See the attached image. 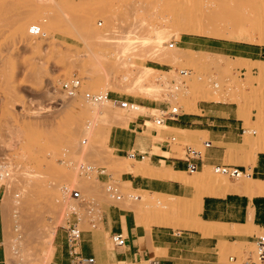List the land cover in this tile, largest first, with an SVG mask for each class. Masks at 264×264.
<instances>
[{
    "label": "rangeland",
    "instance_id": "374dc122",
    "mask_svg": "<svg viewBox=\"0 0 264 264\" xmlns=\"http://www.w3.org/2000/svg\"><path fill=\"white\" fill-rule=\"evenodd\" d=\"M7 1L10 10L4 14L6 16V20H4L5 22L8 21L7 24L5 23L6 25L4 24L2 26L0 31V56L2 57V61L0 62V162L4 163L3 166L7 168L5 170L8 173L6 178L0 180V226L2 233L0 240V256L2 264L5 262L3 247V240L5 238H21L26 235V230L36 232L35 230L37 227V232L40 233L49 225H56V233L58 231H63V228L68 223L72 222L76 223L81 232L99 231L101 212L109 206H115L119 209L126 210L128 207L127 201L133 196L134 197L129 203L131 201H141L140 198L135 197L147 199L154 202V204L158 203L155 206L156 208L143 209L141 210L142 214L135 216L137 223L144 226L146 229L151 227H166L172 230L191 228L193 224L197 223V220L199 224V218L197 219V211L192 212L188 206L198 197L221 195L222 190L215 186L212 180L213 176L223 178L229 185L233 184L238 186L244 183L245 177L230 180L213 173L211 168L204 167L192 174L186 172L178 174L176 172L175 177L178 178V182L183 181V186L188 188L187 196L191 195L188 198L183 197L181 199L169 200L141 191H133L126 181H121L125 179L124 174L132 175L131 171H128V169H126L127 167L122 165L124 162L130 165H148L152 168L163 167V165L157 164L156 162L149 163L147 159L140 160L138 157L133 160L127 158L126 155L116 156V154L108 148L106 141L112 127H126L127 123L133 120L139 124H144L145 121H148L150 124H145L144 127L142 126V131L139 136L150 138V148H152V152L158 153V144L163 142L168 146L172 155L181 158L183 145L198 147L201 141L206 140V137L194 131L193 126L188 127V124L185 126L181 124L180 127L177 128L183 131L174 130L175 128L170 130L160 128V126H154L150 116H157V110H170L171 108H177L180 114L198 113L196 108L198 104H211L219 107H226L228 110L216 109V111L223 112L224 114H233L239 123H242V129L245 131L243 134H241V131L239 132L235 146L226 151L224 156H227V158L224 159L223 164H238L236 161H231L229 156H246V163L243 164H248L250 160L254 159L257 153H264L261 152L262 143L259 142L260 140L255 141L254 144L249 146H246L245 143V139H251V137L252 139H256L258 138V134L264 131V124L256 118L258 107L261 106L262 108L264 106V75L260 73V70L264 69V44L248 41L247 35L213 37L211 35L209 36L205 31V33H186L181 30L180 25L171 23V15L168 13L167 9H163V6L161 8L160 5V7H158V9H160L155 11L158 15L152 11L151 7L150 9L148 8L151 6L150 4L152 1H155L153 2L154 5L157 0H54L53 2L49 0V3L48 0ZM163 1L164 0H162L161 3ZM206 1L190 0L191 10L196 6L193 12H202V10L205 9L204 5L210 2V0L207 3ZM54 2H57L58 5ZM142 2L145 5H142ZM200 3L201 5H198ZM52 4L54 5L52 6ZM56 5L58 7L61 6L59 9L64 10H62L64 12L63 14H69V16H78L87 11L88 13H99L101 12V8L107 7V9L109 8L108 10L111 9L110 11H114L113 13L116 16L117 22H126V19H128V23L124 24L125 22H123V26L116 22L115 25L118 26L120 24V26H118L119 31L123 29L122 27H125L123 29L125 30L126 26H129L128 24L132 20H135V17L136 20H138L137 17L139 20L147 19L146 16L148 15V11L149 14L150 11L152 14L154 13L153 17L156 16L158 20H161L160 17L163 15L162 18H166L168 22L170 21V25H168L169 27L166 28L167 30L164 33L165 36L163 35V43L164 46L168 48L167 50L174 51L178 56H192L197 55L194 53L200 52L202 53L200 55H207L211 57V59H215L219 65L216 67L208 66L194 68L189 65L161 64L151 60L148 55H145L146 57L142 59L138 58L134 60V65L140 66L146 70H158V77H166L168 85L170 84L171 88H167V91L169 90L168 92L170 93H167V91L159 92L158 98H155L147 89L143 90L145 92L142 95H135L128 91L123 92L104 89L96 85V83L92 84V82L90 83L87 79L83 78L86 70L94 65V60L89 59V54L83 43L70 34L64 33L63 31L62 33L58 28L49 24L42 18L40 12L47 14L52 13ZM141 5L143 7H141ZM200 6L203 7L200 8ZM205 7H207V5ZM142 8L145 10L143 9L142 11ZM28 10L33 12V14H31L32 18L31 16H25L24 13ZM65 11L67 12L65 13ZM129 11H132L131 14H129ZM133 11L136 14H133ZM4 15L3 18L5 17ZM33 16L37 17L34 18ZM141 16L142 18L140 19ZM30 22L33 23L31 24ZM97 22H100L99 26L96 25ZM91 23V28L97 31V33H101L105 28H108L105 19L100 17V15H97L96 18L93 17L92 20L90 19L89 25ZM33 24L37 28L40 26L38 29L41 31L44 28L47 29L46 32L50 28V30H53V28L56 30H49L48 33L44 30V32L39 31V35H30L28 30L30 26L33 27ZM41 27L43 29H41ZM252 35L254 36L256 34L253 33ZM187 36L196 40L191 44H181V41ZM110 39L102 40L101 49L95 46L91 47L92 54H98L99 56L107 57L113 61L115 59L114 55L105 52L108 50L110 51V49L109 46L105 47L106 43H103L105 40L111 41ZM214 41L223 44L250 46L253 50L251 53L245 54L246 58L242 57L243 54L240 53L241 56L227 55L224 52L232 51L234 47L231 45H223L224 49L220 50L206 47L207 44ZM169 42H174L175 45L169 48ZM181 69L190 70V75L182 80V90L180 92V89L175 91L171 84H174L177 79H180L176 72ZM36 70L39 73H37ZM4 72H7L6 76ZM47 77L57 78L56 83L45 85L43 80ZM199 77L201 78L200 80L197 79ZM71 79L79 80L80 87L76 94L79 93V95H81L80 98L83 100L84 93H107V99L104 100L105 104L102 105V109L107 112V120L103 118L93 121L95 123L90 124L92 121L88 123L89 118L87 121V119H85L87 116H84L77 109H65L60 106L61 102L59 100L66 101V97L61 92L60 84ZM212 82L216 84V89L212 87ZM155 83L157 82L155 81ZM246 83H248L249 86H247ZM189 85L192 86V88H190ZM237 85L239 86L237 87ZM9 87H13V89L9 90ZM175 94L178 95L176 96ZM115 98L126 102L128 105H134L138 109L136 116L134 117L132 115L133 110H128L129 108L124 110L112 105L110 100ZM222 98L225 99L223 100ZM144 107L154 109L155 111L143 110ZM56 110L58 112H56ZM119 117L124 118H120V120L118 119ZM116 119L120 122L116 121ZM83 122L84 125L88 123L92 127L89 129L88 125L85 126V128L87 127L90 130H88V133L85 131L86 129L83 126ZM171 123L175 124L177 122L172 121ZM74 127L76 129H74ZM153 129L155 132H153ZM250 130L254 132V135L251 134ZM150 131L152 132L150 133ZM82 132L83 138H86L85 140L82 139L88 148H102L101 151L100 149L97 150L111 156L112 164L99 159L94 154L93 156L86 155L84 151L80 152L79 155H76L77 152H75V154L73 151L70 152V150H72L70 146L75 141H80L82 136L80 133ZM85 132L89 136L85 134L86 137H84ZM249 135L251 136L249 137ZM169 137H173L175 142L168 143L166 140ZM78 142H76V145H78ZM149 151H151V149ZM82 154L85 155L83 156ZM153 169L156 171L162 170ZM73 172L76 173L74 174ZM11 174H15V176L13 177ZM70 175L76 176L71 178ZM193 178L201 179L200 184H184L185 181L190 182ZM23 182L27 184L23 185ZM49 183H51V186ZM108 187H110V189L115 188L114 190L116 193L112 195V197L110 191L107 190ZM25 192L30 194L28 195ZM72 192H77L78 195L76 198L72 197ZM95 192H100L102 195L99 196ZM3 195L5 198H3ZM74 199H76V203ZM117 199H122L120 203L126 208L120 207V205L115 202ZM72 201H74V203ZM86 203L88 205H86ZM60 205H63L61 206L62 208L59 207ZM64 205L66 206L65 208ZM72 205L79 209L72 207ZM11 208L15 209V211L13 209L11 210ZM63 208L64 210H62ZM37 216L40 220L37 219ZM35 217L37 218L35 219ZM36 221H38L39 224ZM58 221H60V223ZM252 230L253 229H247L245 234L254 233L256 237H259L263 233V230H258L256 232ZM103 248L108 251L112 249L107 234H104ZM254 249V242L250 244H236L230 250L221 254V261L225 262L227 256H234L237 262H244L248 258H252Z\"/></svg>",
    "mask_w": 264,
    "mask_h": 264
},
{
    "label": "bare ground",
    "instance_id": "6f19581e",
    "mask_svg": "<svg viewBox=\"0 0 264 264\" xmlns=\"http://www.w3.org/2000/svg\"><path fill=\"white\" fill-rule=\"evenodd\" d=\"M50 1L53 2L54 0H50ZM50 1L48 0V3ZM161 1L157 0V2L154 5H153V2H155V1H152V3L150 2L151 4L150 3L149 4L151 6H149L148 8L150 9V7H151L152 11L155 12L158 9V7H160V5H161V8L163 6V9H167L168 13H170V15H171V19H172L171 23L172 24L176 23V24L180 25L181 30L186 32V33H201V32L205 33L206 32L209 34V36L211 35L213 37L214 36L215 37H225V36H229V37L231 36L232 37V36H237V35H247L248 41L264 44V32H263V29H264V0H210V2H209V0H207V1L205 0L206 3L207 2H209V3L206 4L207 7H205L206 5H204L205 9L202 8L204 10H202V12H200V13H198V12L196 13L195 11L193 12V10H195V7H196L195 2H192V3H195L194 4L195 7H194V9L192 8L193 10H191L190 0H164L162 3H161ZM55 4H57V2ZM203 4H204V2H203ZM53 5L54 4H52V6ZM57 5L54 6L55 10L52 13L47 14V13L40 12V14L42 15V18L46 22H48L49 24H52L54 27L58 28L61 32L63 31L64 33L70 34L71 36L75 37L76 39L80 40L83 43L84 47L86 48V50L89 54V59L94 60V62H93L94 65L89 67V69L86 70V73L83 72V73H85L83 78L87 79V81L90 83L92 82V84L96 83V85H99L104 89L123 91V92L128 91V92H131L135 95H142L145 92L143 90L147 89V90H149L148 92H150L151 95H153L155 98H158L157 96L159 95V92L167 91V88L168 89L171 88L170 84L168 85L166 77H158V75H157L159 72L158 70H154V69H147L146 70L140 66L134 65L135 64L134 60H136L138 58L142 59L143 57H146L145 55H148V57L151 60L156 61V62L161 63V64L189 65V66H193L194 68L195 67H197V68L198 67H208V66L216 67L219 65V63L215 59H211V57H209L207 55H200V54H202L200 52H196L194 54H197V55H192V56H185V55L178 56V54L175 53L174 51L167 50L168 48H166L164 46V43H163V35L167 30L166 28L169 27L168 25H170L169 24L170 21L168 22V20L166 18H162L163 15L160 17L161 20H158L156 18V16L153 17L154 13L152 14L150 11V14H149V11H148V15L147 16L145 15L147 17V19L142 20L141 19L142 16H141L140 17L141 20H139L138 17H137L138 20H136V17H135L136 21L131 19L132 21L128 24L129 26H126V29L123 30L125 27H122V26H123V22H125V21H122V23H120L119 21L117 22L116 16L113 13L114 11L113 12L110 11L111 9L108 10L109 8L107 9V7H105V8L100 7L101 12H99V13H97V12L96 13H91V12L88 13V11H87L86 13L83 12V14H81L82 13L81 12L80 13L81 15H78V16H75V15L69 16V14L68 15L63 14L64 10L59 9V7H61V6L58 7ZM142 5H145V4H143V2H142ZM142 5H141V7H143ZM198 5H201V3ZM9 7L10 6H9V3L7 0H0V31L2 29V26L5 23L7 24L8 20L5 22L6 16L4 14L9 12V10H10ZM201 7H203V6H200V8ZM146 8H147V4H146ZM143 9L144 8H142V11H143ZM60 10H61V12H60ZM76 10H78V9H76ZM85 10H86V8H85ZM199 10H201V9H199ZM39 11H41V10H39ZM66 12L67 11H65V13ZM79 12H80V10H79ZM129 12H130L129 14H131L132 11H129ZM160 12H162V11H160ZM134 13L135 12L133 11V14ZM24 14H25V16H29V17L31 16V18H32L31 14H33V12L31 10H28ZM3 15L5 16L4 18H3ZM97 15L98 16L100 15V17L105 19L106 25L108 27V28H105L101 33H97V31H95V30H93V28H91L92 23L89 25L90 19L92 20L93 17L96 18ZM33 17L36 18L37 16L36 17L33 16ZM167 17L170 18L169 16H167ZM126 20L128 21V19H126ZM127 21L124 24L128 23ZM91 22H93V21H91ZM116 22L122 24L121 27L123 29H121L119 31L118 26H120V24L117 26V25H115ZM30 23L32 24L33 22H30ZM30 23H28V24H30ZM32 26L35 27L34 24ZM116 26H117V28H116ZM4 28H5V26H4ZM38 28H40V26ZM41 29H43V28L41 27ZM44 30L46 32L47 29L44 28L42 31L40 29H38V31H41V32H44ZM49 30L46 33H48ZM53 30H56V29L53 28ZM53 30H50V31H53ZM253 33H255L256 35L253 36L252 35ZM104 39H110L111 40V41L105 40L103 43L104 44L106 43V46L104 44L103 45L105 47L109 46L110 51L108 50L105 52L112 53L114 55L115 59L113 61L108 59L107 57L99 56L98 54L94 55L91 52V47H93V46L101 49V47H102L101 42ZM61 52H62V50H61ZM1 61H2V57L0 56V62ZM36 72H37V70H36ZM37 73H39V72H37ZM260 73L264 75V69L260 70ZM4 75L6 76L7 72H4ZM193 77H195V76H193ZM197 79L200 80L201 78L199 77ZM43 81L45 82V85L46 84H53L54 82L56 83L57 78H48L47 77ZM155 81L157 83H155ZM176 82H177V80L175 81V85H176ZM187 84H188V82H187ZM246 85L249 86L248 83H246ZM238 86L239 85H237V87ZM190 88H192V86H190ZM12 89H13V87H9V90H12ZM177 89L178 90L180 89V92L182 90L181 86ZM188 89H187V91H188ZM183 90H184V88H183ZM168 91H167V93H170ZM175 91H177V90H175ZM168 96H169V94H168ZM80 97H81V95H79V93H78V94H75L74 96H72L68 99L66 98V101L59 100L61 102L60 106L65 108V109H67V108L77 109L84 116H87L85 118V119H87V121L89 118L88 123H90V121H92L90 124L95 123L93 121H96V120H100L103 118L106 119L107 112L102 109V107H103L102 105L105 104V101L89 103V102L84 101ZM222 99L224 100L225 98H222ZM8 101H11V100H8ZM127 108H129L128 110H130V109L133 110L132 115L135 117L138 109L134 105H131V104L128 105ZM143 110H147V111L149 110V111H153V112L155 111L154 109L145 108V107ZM35 112H37V111H35ZM56 112H58V111L56 110ZM31 113H33V112H31ZM60 113H61V111H60ZM120 118L121 117H119L118 119H120ZM123 118H121V119H123ZM248 118H249V116H248ZM256 118L258 121H260V122H262V124H264V106L262 108H261V106L258 107ZM118 119H116V121L120 122ZM88 123H87V125H88L89 129H91L92 127ZM145 124L147 125L150 123L148 121H145V123L142 126L144 127ZM87 125H84V122H83L84 128ZM160 128H165V129H170V130L173 129V128H168L165 125H161ZM74 129H76V128L74 127ZM85 129H86L85 131L87 133L90 131L87 127ZM174 130L183 131V130H179V129H174ZM82 131H83V129H82ZM86 132L84 133V135L86 134ZM80 134H82V136L80 135L81 139H82L83 138V132ZM86 135L84 137H86ZM87 136H89V135H87ZM250 136L251 135H249V137ZM81 139L79 142L75 141L72 145L70 144L71 145L70 149H72V150H70V152L73 151L74 154H75V152H77L76 155H79L80 152L84 151L86 155L93 156V154H94L99 159L104 160L107 163L112 164L111 156L100 152L102 150V148L96 147V148L89 149L90 147L88 148L86 143L83 141V139L85 140L86 138H83L82 140ZM257 140H260L259 142L262 143L261 144V152H264V131H263V133L258 134V138H256V139H252V137H251V139L250 138L245 139L246 146L254 144V142ZM76 142H78L77 143L78 145H76ZM242 144H243V141H242ZM64 146H65V144H64ZM244 146H245V144H244ZM97 149H100V151ZM85 154H82V155L84 156ZM144 159H145V157H143L141 160H144ZM122 165H125L127 167L126 169H128V171L130 170L131 174L134 176L151 177V178L154 177L156 179H171V180L173 179L174 181H178V178L175 177L176 172L172 171V170H164L163 169V171L161 173H159V172H155L148 165H135V164L130 165L126 162H124V164H122ZM5 169H7V168L5 167ZM11 175H13V174H11ZM14 176H15V174L13 175V177ZM36 176H35V178H36ZM73 176H71V178ZM238 178H241V177H238ZM238 178H236V179H238ZM212 180H213L215 186L222 190L221 194L232 190V188L235 186V185H229L228 183L225 182V180L223 178H220L217 176H213ZM9 181H10V179H9ZM16 181H17V179H16ZM62 181H64V180H62ZM200 181H201V179L193 178V179H191L190 182L185 181L184 184L197 185V184H200ZM24 182H23V185H26L27 183L24 184ZM67 182H65V183H67ZM179 182L183 185V181H179ZM243 182L244 183H241L240 185H244L246 187V189H247L246 193L249 197L264 194V182L256 181V180L252 179L251 177H247L245 179V181H243ZM68 183H70V182H68ZM50 184L51 183H49V185ZM20 185H22V184H20ZM54 185H55V183H54ZM56 185H58V184H56ZM15 188H18V187L16 186ZM114 189L111 188V190H112V193L110 192L111 197H112V195H115V193H116V191ZM19 190H20V188H19ZM28 190H31V189H28ZM85 191H83V192H85ZM25 193L28 194V192H25ZM95 193H97V192H95ZM97 194L99 196L102 195L100 192ZM104 194H105V192H104ZM22 195H23V193H22ZM32 195H35V194H32ZM16 197H18V196H16ZM3 198H5L4 195H3ZM117 198H119V197H117ZM131 199H129V201ZM201 199H202L201 197H198L192 202L191 205L189 204L190 206H188V207H190V210L192 212L193 211L194 212L199 211V208L201 206L200 204L202 202ZM71 200H72V198H71ZM117 200L119 201V203ZM117 200L115 202L118 205H120V207L126 208L123 206V204L120 203V201L122 199L121 200L117 199ZM74 201L76 203V199H74ZM74 201H72V202L74 203ZM129 201H127L128 207L126 208V210L131 211L134 214V216H137L138 214L139 215L142 214L141 210H143V209L156 208L155 206L158 204V203L154 204V202L149 201V200H141V201H137V202L131 201L130 203H129ZM69 202H71V201H69ZM14 203H15V201H14ZM4 204H5V202H4ZM67 204H70V203H67ZM86 205H88V204L86 203ZM61 206H63V205H60L59 207L62 208ZM65 207L66 206L64 205V208ZM72 207H76V206L72 205ZM64 208L62 210H64ZM76 208L79 209L78 207H76ZM12 209L13 208H11V210ZM77 209H76V211H77ZM13 210L15 211V209H13ZM17 210H18V208H17ZM20 210H21V208H20ZM42 211H44V210H42ZM0 212H1V210H0ZM62 213H63V211H62ZM78 213H80V212H78ZM45 214H47V213H45ZM37 217H35V219ZM48 218H50V217H48ZM37 219L40 220L39 217ZM58 219H59V217H58ZM36 222H38V221H36ZM58 222L60 223V221H58ZM52 223H53V221H52ZM27 224H28V221H27ZM38 224H39V222H38ZM203 224L204 223H202V221L199 219V227L198 228L203 232L208 231L209 229L207 230V229L203 228ZM30 225H31V223H30ZM30 225H28V226H30ZM26 228H28V227H26ZM40 228H42V227H40ZM250 228H254V227L250 226ZM24 229H23V231H24ZM37 229H38V227H37ZM37 229L35 230L36 232L28 231L25 229L26 230L25 236H23V237L20 236L21 238L9 237V238H5L3 240L4 260H5L4 264L5 263L6 264H17V263H19V264H49L50 255H51V251H52L51 243L53 240V236L55 234L56 225H49L44 230L40 229V230H42L40 233L37 232ZM22 233H24V232H22Z\"/></svg>",
    "mask_w": 264,
    "mask_h": 264
},
{
    "label": "crops",
    "instance_id": "0c3cea01",
    "mask_svg": "<svg viewBox=\"0 0 264 264\" xmlns=\"http://www.w3.org/2000/svg\"><path fill=\"white\" fill-rule=\"evenodd\" d=\"M194 38L187 36L181 44H191ZM212 49H224L223 45H231L232 51L248 54L253 50L250 46L238 44H223L214 41ZM246 58V57H244ZM198 113L182 114L175 122L165 123L168 128H179L181 124L201 133L210 142V147L202 152L201 159L196 162L200 170L213 165H224V156L228 149L236 144L242 123L233 114L218 112L216 109H227L211 104H198ZM228 110V109H227ZM143 123L135 120L126 127H112L107 138V146L116 154L124 156L129 152L145 154L148 162L162 164L163 167H153L155 172L172 170L178 174L185 172V163L181 158L172 155L168 146L158 144V153L152 152L150 138L139 136ZM139 130V131H138ZM152 131H150L151 133ZM155 132V131H153ZM151 149V151H149ZM246 156H229L238 164L233 166L248 170L254 180L264 182V153H257L248 164ZM121 158V157H118ZM131 190L141 191L163 199L188 198V188L173 179H156L151 177L132 176L124 174ZM233 185V184H231ZM244 185L234 186L232 190L221 195H206L201 199L197 212L206 232L201 231L197 223L191 228L172 230L166 227H151L146 229L137 223L134 214L115 206H109L101 212L100 230L81 233L78 252L84 257H93L95 264H131L137 262L148 264H225L221 254L227 252L236 244L253 243L254 233L245 234L247 229L258 231L264 229V194L249 197ZM150 192V193H149ZM186 194V195H185ZM134 197V196H133ZM141 200H147L141 197ZM254 228H250V226ZM120 233L125 239V245L110 251L103 248L104 234ZM2 237L0 226V240ZM2 245V242H1ZM52 251L49 264H68L63 231L54 234L51 243ZM109 255V256H108ZM0 264H2L0 256ZM240 264H243L241 262Z\"/></svg>",
    "mask_w": 264,
    "mask_h": 264
},
{
    "label": "built area",
    "instance_id": "2783aa9c",
    "mask_svg": "<svg viewBox=\"0 0 264 264\" xmlns=\"http://www.w3.org/2000/svg\"><path fill=\"white\" fill-rule=\"evenodd\" d=\"M97 26L100 25V22L96 23ZM28 33L30 35H39V31L37 27H30L28 30ZM174 42H169L168 46L171 48L174 46ZM177 76L180 79H177L176 85L171 84L173 86L174 90H177L180 86H182V80L187 78L190 75V70L181 69L176 72ZM80 82L78 79H71L69 81L62 82L60 84L61 92L64 94L66 98H70L74 96L80 87ZM212 87L216 89V84L212 82ZM84 100L88 102H100L107 99V93H97V94H89L84 93L83 94ZM110 103L112 105L117 106L120 109H126L128 104L124 101L118 100V99H112L110 100ZM157 116H150L152 124L154 126H161L164 125L167 122H174L178 117H180L182 114H180L177 110V108H171L170 110L167 109H161L157 110ZM154 131V129H153ZM244 133V130H241V134ZM251 134L254 135V132L251 131ZM168 143L175 142V139L173 137H169L166 140ZM210 147V142L207 140L201 141L198 147L183 145L182 146V158L181 160L185 163V172L188 174H192L200 170V166L196 164L201 159L202 152L204 149ZM127 158L135 159L139 158L140 160L145 157V154L143 153H137V152H129L126 154ZM4 163L0 162V179L6 178L8 173L5 170V167L3 166ZM211 171L217 175L223 176L227 179L233 180L238 177H251V173L248 172V170H245L244 168L233 166V165H213L211 167ZM108 191L112 193V190L110 187L107 188ZM77 192H72V197H77ZM64 233V240H65V247H66V253L68 256V264H95L93 257H84L81 256L78 252V245L80 243V236H81V230L78 229L76 223H68L63 228ZM108 240L112 247L114 248H121L125 245V239L120 233H111L108 236ZM254 253L252 258H248L246 261L243 262V264H264V229L263 233L256 237L254 240ZM241 262H237V259L234 256H227L225 264H240ZM19 264V263H17ZM131 264H140L137 262H133ZM148 264H156L155 261H149Z\"/></svg>",
    "mask_w": 264,
    "mask_h": 264
},
{
    "label": "trees",
    "instance_id": "16d2710c",
    "mask_svg": "<svg viewBox=\"0 0 264 264\" xmlns=\"http://www.w3.org/2000/svg\"><path fill=\"white\" fill-rule=\"evenodd\" d=\"M213 43L214 42H210V44H207L206 47L212 48L214 46ZM224 53L227 54V55H234V56L235 55H237V56L239 55V56H241L238 52H235V51H225ZM242 57H245V55H242Z\"/></svg>",
    "mask_w": 264,
    "mask_h": 264
}]
</instances>
